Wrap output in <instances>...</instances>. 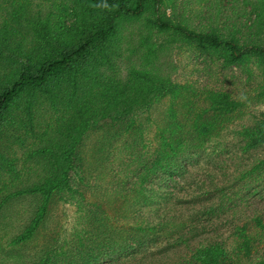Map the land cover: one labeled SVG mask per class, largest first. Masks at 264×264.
<instances>
[{
  "label": "trees",
  "instance_id": "trees-1",
  "mask_svg": "<svg viewBox=\"0 0 264 264\" xmlns=\"http://www.w3.org/2000/svg\"><path fill=\"white\" fill-rule=\"evenodd\" d=\"M2 1L11 5V11L10 23L5 21L3 25L0 53L6 51V58L15 57L18 67L15 72L6 73L0 61L4 73L0 74V125L8 121L3 126L5 133L11 135L7 136L10 143L38 138L33 149L25 150L23 159L9 157L10 143L2 145L0 141V219L10 215L14 203L27 198L31 202L30 215L18 225L9 244L22 247L40 238L52 203L65 196H84L73 177L100 167H107L109 174L117 158V183L111 180V189L105 185L102 188L107 192V204L123 212L127 222L108 227L107 221L101 219L100 232L109 231L110 238L88 234L81 238L78 233L66 251L64 246L69 241L60 242L45 235L47 242L42 243L43 248L30 264H98L102 259L118 262L136 250L142 251L157 238L163 245L185 244L188 239L183 233L184 222L177 223L178 204L209 197L210 186L215 187L216 196H226L224 189L214 185V179L209 185L202 182L193 189L194 182L186 176L185 167L211 144H218L220 130L237 117L241 102L227 91L210 87L197 91L196 87L173 82L164 75L154 64L158 50L152 41L154 32L179 34L184 42L196 46L201 55L222 57L223 66L254 57L263 75L264 43L251 33L246 38L244 32L228 26L226 29L231 30L227 35L189 30L173 23L165 12H158L163 0H75L70 11L68 4L64 5L65 12L73 16L68 25L65 19L52 20V11L43 15L39 8L29 13L31 0ZM241 2L251 5L255 18L253 25L248 26L255 27V36L261 34L264 0ZM148 11L152 17L139 23L138 19ZM135 22L134 34L129 25ZM242 38L249 41L242 43ZM128 50L140 56L137 63L126 64L122 73L115 61ZM23 96L22 124L13 128ZM165 97H169L166 109L152 122L148 115ZM46 112L51 113L38 136L35 121ZM149 126L155 127L157 147L154 152L143 153ZM93 132L98 135L92 136ZM235 132L241 137L237 150L248 152L263 147L264 114ZM18 162L24 166L19 172ZM3 171L14 181L2 177ZM262 174L264 158L242 173L240 181H249L250 176L257 180ZM16 179L20 181L15 183ZM99 179L103 183L104 177ZM182 184L189 186L186 196L180 193ZM234 194L235 191L227 203ZM224 203L221 197L218 205L205 208L200 214L220 218ZM251 218V223L233 227L231 236L236 238L233 243L244 258L239 264H264V251L251 256L258 244L257 236L259 240L264 237V219L259 213ZM248 224L254 229V237ZM213 225L214 222L205 229L211 230ZM218 229L215 224L213 232L217 234ZM225 248L216 235L199 243L180 264H225L230 256ZM14 253L7 251L6 255Z\"/></svg>",
  "mask_w": 264,
  "mask_h": 264
},
{
  "label": "rangeland",
  "instance_id": "rangeland-1",
  "mask_svg": "<svg viewBox=\"0 0 264 264\" xmlns=\"http://www.w3.org/2000/svg\"><path fill=\"white\" fill-rule=\"evenodd\" d=\"M31 1L29 13L34 10L38 11L40 8L43 15L52 11L54 16L52 20L55 18L56 21L65 19V25L72 23L73 16L65 12L64 5L68 4V8H70L72 4L75 5V0ZM0 7V39L3 40V25L5 21L10 23L11 5L0 0ZM250 10L251 5L247 6L241 0H163L158 12H165L167 16H170L173 23L181 24L189 30L217 32L227 35L231 30V28L226 29V26H228L244 32L245 36L248 35L246 38L252 34L253 38L257 37L256 39L264 43V29L261 34L254 35L257 30L251 26L253 25L255 14H252ZM150 17H152V13L148 11L142 18L138 19V22L142 23ZM249 24L251 26H248ZM135 26L136 22L129 25L130 31L134 34L136 33ZM7 29L9 31L8 27ZM13 39L15 40L14 36ZM152 41L158 47L154 64L158 65L162 69V73L171 78L173 82L178 81L181 84L190 85L192 88L196 87L197 91H203V87L227 91L232 95V98L241 102L237 117L224 130H220L219 136H217L218 144H211L209 149L198 157L193 158L185 167L186 176L194 182L193 189L198 185L201 186L202 182L208 184L209 181L214 179V185L219 187V189H224L226 196H216L213 192L215 187L212 188L210 186L209 197H201L202 199L199 198L195 202L186 200V203L182 201L178 204L177 223L180 221L184 222L183 233L185 234L184 237L188 239L185 244H164V246L161 240L157 238L149 242L150 244L142 251L136 250L132 255L119 259L118 262L102 259L98 264H180L199 243L216 235L225 243V249L228 250L230 255L225 264H239L244 258L240 255L242 253L237 250V244L233 243L236 240L233 235L231 236L234 231L233 227H241L244 224L251 223L250 220L254 213L261 214L264 219V174L257 180L251 176L249 181L248 179L240 181V178L241 174L248 171L256 161L264 158V146L248 152H243L241 149L237 150V142L238 140L240 141L241 137L235 131L264 114V75L254 57L246 58L237 64L223 66L222 57L218 55L209 57L204 53L201 55L197 52L199 49L197 50L196 46L192 43L184 42L179 34L173 32L155 30ZM245 41L249 40L245 38L240 40L242 43ZM139 56L138 53L131 50L124 51L115 63L120 66L122 73H124V66L131 64V62L137 63ZM14 58H6V51L3 54L0 53V61L4 63L2 68L6 73L15 72L18 67ZM1 73L4 75L0 70ZM58 95L61 100V94ZM24 99L25 96L20 99L19 109L15 112L17 119L11 125L13 128L22 124ZM168 100L169 97H165L154 106V109L148 115L152 118V122L156 117L159 118L160 113L166 109ZM46 113L35 121V129L38 136L44 127L43 122L47 120L51 112ZM143 116L146 117L147 114ZM3 124L0 125V141L2 145H7L11 141L10 138L7 140V136L11 135L5 133V125L3 126ZM154 130V126L146 127L145 146L142 148L143 153L156 150L157 141L154 140ZM91 135L96 136L98 134L93 132ZM25 140V142L21 143H10L11 153L9 157L19 156L21 157L20 159L25 158V156H22L25 150L33 149L38 138L36 136ZM233 143H236V146ZM119 163L120 159L117 158L109 174L107 167H100L90 173L82 171L75 175L73 177V181H77L75 186L84 190V196L82 198L77 195L73 197L65 196L52 203L49 208L48 222L44 227H41L40 233L42 234L38 233L40 238L33 239L32 243L29 244L27 242L22 247L10 245L9 243L13 235L17 233L18 225L30 215L31 202L27 198L22 199L18 204L14 203L10 215L4 220L0 219V264H30L43 248L42 243L47 242L45 238L55 237L60 242L63 240L65 242L69 241L64 246L65 251L74 242L78 233L81 238L88 237V235L110 238L112 233L109 231L100 232L99 226L103 222L107 221L108 227L124 225L127 222V218H123V212L116 211L113 204L109 202L107 204L108 197L104 196L107 192H103L102 188L105 185L111 189L109 181L118 179L119 175L114 174V169L120 171L118 169L120 168ZM23 167V163L18 162L16 165L17 172L22 170ZM129 168H132V166ZM124 170H126L125 166ZM1 175L8 178V180L11 179L7 171H3ZM99 177H104V184L100 182ZM80 179L83 180L79 181ZM11 180L14 181V179ZM128 180H131V177ZM18 181L20 179H16L15 183H18ZM114 183H117V181ZM188 187V185H183L180 188V193L186 196ZM234 191L235 194L231 198L232 201L227 203ZM221 197L224 198L225 208L219 212L220 218L214 216L211 219L208 214H200L205 208L210 206L214 208L218 205ZM241 197L242 199L240 200L243 201L239 202L238 200ZM118 206L121 208V202L118 203ZM101 219L103 222H101ZM215 221L217 222L215 223ZM212 222H214L213 226L215 224L219 225V229L216 231L217 234L213 232V226L210 228L211 230L205 229V227L211 226ZM248 227H250L249 232L254 237V229L249 224ZM85 231L89 232L86 233ZM257 242L258 244L253 249L251 256L256 255L255 252L261 253L264 251V237L259 240L257 236ZM7 251L16 253H14V256L7 257ZM64 254H67V252H64ZM244 263L245 261L241 264Z\"/></svg>",
  "mask_w": 264,
  "mask_h": 264
}]
</instances>
